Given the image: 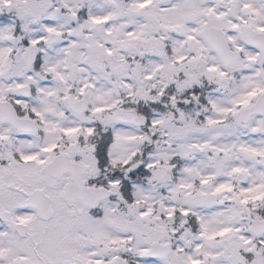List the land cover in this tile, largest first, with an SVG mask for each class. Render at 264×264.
Returning <instances> with one entry per match:
<instances>
[{
    "label": "snow or ice",
    "instance_id": "6c2138e0",
    "mask_svg": "<svg viewBox=\"0 0 264 264\" xmlns=\"http://www.w3.org/2000/svg\"><path fill=\"white\" fill-rule=\"evenodd\" d=\"M0 264H264V0H0Z\"/></svg>",
    "mask_w": 264,
    "mask_h": 264
}]
</instances>
